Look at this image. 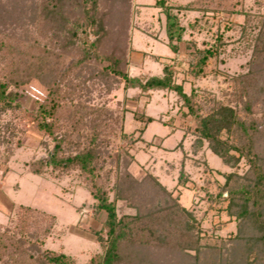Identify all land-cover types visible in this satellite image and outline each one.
Listing matches in <instances>:
<instances>
[{
  "label": "trees",
  "instance_id": "1",
  "mask_svg": "<svg viewBox=\"0 0 264 264\" xmlns=\"http://www.w3.org/2000/svg\"><path fill=\"white\" fill-rule=\"evenodd\" d=\"M104 2L107 7L101 0H32L33 15L21 39L6 25L0 28V118L21 107L25 84L32 79L43 84L48 92L36 102L34 124L53 143L44 156L28 164L30 171L38 175L50 172L55 177L76 171L93 198L94 215L104 214L100 227L83 226L101 246L86 264H179L186 257L198 264L199 256L216 245L203 238L193 210L157 175L145 172L138 178L133 174L130 148L114 150L117 155L108 150L114 127L133 146L144 141L148 125L157 119L137 105L132 111L136 126L127 130L125 114L119 118L107 109L74 102L78 92L86 89L85 80H94L108 92L121 84L138 89L135 98L140 93L174 91L181 103V116L190 117L192 124L180 122L176 126L173 119L164 124L173 131H183L177 147H182L185 155L188 150L183 142L193 137V155L210 150L232 169L220 173L224 181L217 184L214 196L208 195L225 203L223 211L238 228L236 237L252 231V238H245L241 258L223 257L214 264H249L253 253L264 259V107L259 115L253 110L256 102L264 100V12L255 19L248 16L240 26L239 39L251 50V56L243 65L245 70L228 79L231 90H224L221 98L197 88L186 92L168 63L160 74H131L133 0ZM193 3L174 6L167 0H156L154 5L165 14L168 46L178 54L184 43L187 73L199 79L207 74L210 59L224 53L225 31L233 26L226 22L222 30L216 28L213 41L204 45L186 38V26L175 9L202 12L189 23L192 30L212 24L206 16L207 7L193 8ZM255 3L264 8V0ZM7 18L0 15V24ZM63 52L73 56L65 66L60 62ZM63 119L66 130L61 129ZM16 131L10 123H0V145H5L7 159L14 147L21 146L20 138L14 145ZM105 149L108 156H104ZM185 155L180 160L179 186L191 180ZM242 161L248 167L244 173L238 171ZM207 164L206 168L212 169ZM120 201L132 211L120 213ZM56 222V215L50 212L18 204L11 225L0 227V264H76L72 255L45 248Z\"/></svg>",
  "mask_w": 264,
  "mask_h": 264
},
{
  "label": "rangeland",
  "instance_id": "2",
  "mask_svg": "<svg viewBox=\"0 0 264 264\" xmlns=\"http://www.w3.org/2000/svg\"><path fill=\"white\" fill-rule=\"evenodd\" d=\"M104 1L101 0L107 7ZM31 2L32 0H0V15L8 17L6 22L0 24L2 25L0 28L6 25L10 33L21 39L26 32L25 26L29 25L30 17L33 15L30 14L33 4ZM155 2L156 0H133L131 32L134 49L130 52V73L142 76L160 74L163 65L168 63L176 71V81L183 83L186 92L197 88L223 98L224 90H231V81L228 79L244 71L243 65L251 56V50L244 47L243 39H239L240 26L248 16L255 19L263 13L264 8L258 7L255 0H167L168 4L174 6L194 2L193 8L207 7L206 16L210 17L212 24L209 28L202 25L203 29L200 31L189 27L190 22L202 15L199 9L187 11L175 9L186 26L185 37L195 39L199 45L212 42L216 28L222 30L226 22L233 26V29L225 31L227 43L222 56L210 59L207 74L196 79L187 73L184 43L180 44L178 54L168 46L165 14L161 7L154 5ZM71 9L72 7L69 11ZM5 11L9 12V16L2 14ZM30 28L33 27L30 25ZM155 55L157 59L154 58ZM61 57L62 66L73 58L71 53L65 52ZM93 81H84L86 89L78 92L74 102L107 109L118 114L119 118L125 114L127 130H132L136 126L132 119V111L137 105L157 119L148 125L143 134L144 141L133 146H129L120 136V129L114 127L116 132L110 133L111 142L108 150L111 151V155H117L114 150L122 152L130 148L133 159L129 168L136 177L140 178L145 172H152L169 190H173L175 195L179 194L182 204L193 210L199 220L201 235L216 245V249H207L199 256L198 264H214L223 257L227 260L234 258L236 261L241 258L246 249L245 238L251 239L252 231L249 230L248 235L245 234L243 238L236 237L238 228L236 222L223 211L225 203L220 204L208 195L211 193L214 196L217 184L224 181L220 173L232 169L226 167L210 150L193 155L191 153L193 137H187L183 142L188 155L184 154L182 147H177L183 137V131L177 128L170 133V127L164 123L173 119L176 126L180 122H183L184 126L192 124L190 117L184 119L181 116V103L177 94L174 91L163 90L140 93L139 98H135L139 94L138 89H126L121 84L108 92ZM23 87L26 96L20 99L21 107L8 111L0 118V123H10L17 129L14 145L17 139L20 138L21 141V146L14 147V152L8 159L5 145H0V227L11 225V218L18 204L50 212L56 215L57 222L45 248L64 251L75 258L76 264H86L92 255L101 251V246L95 241L94 235L83 226L100 227L104 214L94 215L93 198L76 171L60 177H55L50 172L38 175L30 171L28 164L33 159L44 156L53 142L34 124L36 102L43 100L48 90L37 79H32ZM263 107L264 100H259L253 106L254 113L259 115ZM61 125L62 130L67 129L66 120L62 121ZM108 150L104 151V156H108ZM183 155L187 159L185 169L191 180L186 186H179L177 181ZM206 161L212 169L206 168ZM247 168L242 161L238 171L244 173ZM118 206L120 213L132 211L130 208H124L121 201L118 202ZM249 260V264H264L263 257L254 253ZM178 263L192 264V260L186 257Z\"/></svg>",
  "mask_w": 264,
  "mask_h": 264
},
{
  "label": "crops",
  "instance_id": "3",
  "mask_svg": "<svg viewBox=\"0 0 264 264\" xmlns=\"http://www.w3.org/2000/svg\"><path fill=\"white\" fill-rule=\"evenodd\" d=\"M169 132L171 133V132H173V130H172V129H170V131H169Z\"/></svg>",
  "mask_w": 264,
  "mask_h": 264
}]
</instances>
